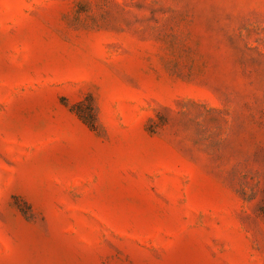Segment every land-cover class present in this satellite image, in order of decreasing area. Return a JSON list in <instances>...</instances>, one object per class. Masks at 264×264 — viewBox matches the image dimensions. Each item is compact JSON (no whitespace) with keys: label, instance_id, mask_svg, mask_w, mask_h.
I'll use <instances>...</instances> for the list:
<instances>
[{"label":"rangeland","instance_id":"rangeland-1","mask_svg":"<svg viewBox=\"0 0 264 264\" xmlns=\"http://www.w3.org/2000/svg\"><path fill=\"white\" fill-rule=\"evenodd\" d=\"M0 264H264V0H0Z\"/></svg>","mask_w":264,"mask_h":264}]
</instances>
